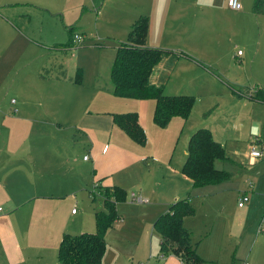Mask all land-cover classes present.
Segmentation results:
<instances>
[{"label":"rangeland","instance_id":"374dc122","mask_svg":"<svg viewBox=\"0 0 264 264\" xmlns=\"http://www.w3.org/2000/svg\"><path fill=\"white\" fill-rule=\"evenodd\" d=\"M253 1L240 0L241 7L233 9L227 5V0H216L214 6H198L194 10L195 6L191 7L186 0H172L173 6L184 7V12L189 11L187 15H183L186 16L184 33L167 36L160 45L148 44L159 42V36L155 33L145 40L147 45L161 48L183 49L181 46H186L192 53L183 50L198 56L200 62L209 65L208 70L217 71L220 76L228 78L233 87L244 91V95L234 91L232 85L221 80L220 76L212 75L206 68L190 60H179L175 64L167 73L168 83L164 87L167 92L185 91L194 94L190 121L183 122L173 117L166 125L159 126L153 121V99L128 100L110 94L115 112L137 111L145 132V141L142 144L133 140L117 126L111 132L108 147L117 145L123 154L136 160L140 170V183L133 185L134 187L123 186L126 190L124 197L113 198L119 217L105 233L106 249L102 264H127L129 259L145 264H186L183 258V262L179 261L173 253H162L160 250L158 233L153 230L152 222L161 211H156L158 206L153 204L150 192L146 194L138 188L143 187L148 191L153 187L161 188L162 174L167 176L173 170L175 174L180 173L188 138L197 124L198 127L210 124L213 127L212 134L220 140L226 154L233 160L229 163L215 160V165L230 171L231 177L191 189L187 193L195 207V214L187 219L186 226L190 232V243H196V252L202 259L200 264H245L246 261L249 264H264V218L259 222L264 209V158L257 159L253 165L249 159L253 144L264 149V104L250 99L254 95L264 96L259 88L264 87V14L253 12ZM138 2L139 0L32 2L33 6L24 11L28 14L24 28L26 35L15 36L12 44L3 47L0 53V72L8 83L7 86H10L5 90L1 108L10 115L16 112L15 117L8 118L5 114L4 121L0 120V125L5 126L3 130L8 132L9 126L14 135L42 131L52 135H74L65 143V148L75 152L74 169L88 167L94 158V153L87 148L91 142L80 131V126L78 128V125H72L71 119L42 123L36 121L38 131H35L34 124H29L20 117L25 116L23 107H28L27 104L33 101L21 96L19 88L26 81L32 86L39 85L40 62L46 60L45 46L34 42V38L46 44H59L54 48L62 49L58 52V58L65 69L57 67L61 73L65 74L66 71L68 75H73L81 68L82 81L86 85L98 80L106 84L110 81L114 41L128 39L127 29L130 25L125 23L126 14L135 11L134 6ZM170 23L180 25L179 22ZM79 25L86 28L84 39L78 43L72 42V45L66 44L70 41L69 27L73 26V37L75 32H80L74 27ZM7 32L0 27V41L11 39ZM176 32L181 34V29ZM193 42L197 47H193ZM238 49L241 50V55L237 54ZM41 81H44L42 77ZM67 96L59 95L62 97L61 102L68 106L70 99ZM90 98L84 101L89 102ZM84 101H74L69 107L71 114L79 116ZM17 104H21L22 108L14 112ZM214 105L213 112L203 118L202 112ZM107 114V111L101 112L102 116ZM79 122L80 125L83 121ZM254 128H258V132H254ZM90 133L94 137L95 132ZM74 140H77V144ZM96 145L95 153L101 150L103 143ZM85 154L90 161L84 162ZM144 156L150 157L149 165L141 164V157ZM98 163L107 167L115 163L111 147L107 158L98 159ZM100 178L96 176L93 181L86 182V185L77 190L70 183L62 185V196L56 204L58 212L46 213L47 227H43L44 232L41 228L35 234L33 232L37 240V233L43 234L40 238L42 242L47 230L48 244L43 253L45 264H58L57 246L62 233L95 230V211L104 209L99 190L105 184L93 188L94 183L99 184ZM244 189L249 193L247 214L237 205L238 192ZM131 193L144 197L147 202L132 201ZM73 208L77 211L76 214H71Z\"/></svg>","mask_w":264,"mask_h":264},{"label":"crops","instance_id":"0c3cea01","mask_svg":"<svg viewBox=\"0 0 264 264\" xmlns=\"http://www.w3.org/2000/svg\"><path fill=\"white\" fill-rule=\"evenodd\" d=\"M39 1L40 0H0V27L7 30V36L11 38L9 40L0 41V53L3 47L12 44L15 36L26 35L24 28L26 26L28 14L24 11L29 6H33L32 2L39 3ZM171 1L172 0H139L138 4L134 6L135 11L128 12L126 14L127 19L125 23L131 27L132 23L138 18V16L146 15V13H148V16L146 15L148 18V32L146 39H148L149 35H154V33L156 36H159V42H148L150 45H160L159 43H163L164 38L167 39V36L182 35L185 31L184 19L186 18V16L184 17L183 15H187L189 11L184 12V7L181 8L173 6ZM186 1L190 3L191 7L195 6L194 10H197L198 6H214L216 2V0H212V4L209 5L208 3H198L197 0ZM170 22H179L180 25L174 26L171 25ZM74 27L77 28L76 31L83 32L84 36L86 35V28L83 25ZM130 27H128L127 33L129 32ZM177 29H181V34L176 32ZM34 40V42L45 46L47 50L46 60L44 59L40 62L39 85L32 86L28 81H26L25 84L19 88L21 96L28 100L32 99L33 101L27 104L28 107H23L25 110V116L20 117H23L29 122V124L34 125L36 121H41L42 123V121L47 122L51 120L60 121L62 119H71L73 121L72 125L76 124L78 125V128L80 126V131H82L83 135L88 137L90 140L91 143L87 148L89 152L92 151L94 153V158L92 159L91 157V164L88 165V167L74 169V162L76 159V156L74 155L75 152L65 148V143L68 142V138L71 136L73 137L74 135L67 136L60 133L52 135L46 131L36 132L34 134L31 132L29 135H25L26 133L14 135V133L9 130V126L7 132L6 130H3L5 126L3 124L0 125V206L2 207L0 210V264H45L43 261V253L48 244L47 230H45L44 241L42 242L40 238L43 234L37 233V240L33 236V232L35 234L36 230L39 228H41L44 232L43 227H47L45 224L46 213L58 212L56 204L58 202V198L62 196L60 194V189L63 184L70 183L71 185H74L77 190L82 185H86V182L88 183L93 181L96 176L101 177L98 185L105 184V186H110L107 185V183H112L123 188V186L134 187L135 184L140 183V170L138 169V165L135 163L136 160H131L128 154H123L117 145L112 144L108 147L111 132L113 131L114 126H117L113 122L112 115V113L116 110H113V104L110 98V94H113L111 81L106 84H102L98 80L90 82L89 85H86L83 81L75 82L73 80L75 73L73 75H68L65 71V74H63L57 69V67H63L58 58V52L62 49L54 48V46L59 44H46L36 38H34ZM117 42L114 41L113 44L114 52ZM192 44L193 47H197L194 45V42ZM181 47L191 52V50L186 46ZM166 49H169V51L165 52L166 54L163 53L165 55L161 59V62L154 66L150 77L154 84L162 85L163 89L168 83L169 74L167 73L175 67V64L179 60H190L191 62H195L196 64L206 68V71L212 75H215L216 77L220 76L217 71L208 70L207 67L209 65L200 62L201 59L197 58L198 56L191 54L192 52L189 54L183 49ZM183 52L189 54L190 57L185 56ZM23 64H25V62ZM23 64L21 66H23ZM51 68H56L57 70H53ZM64 69L65 68L63 67V70ZM41 77L44 81H41ZM220 77L221 80L226 81L230 86L232 85V82L228 78L223 76ZM7 85L8 83L0 72L1 121H4V115L7 114L1 108L4 101V95L6 93L5 90L10 87ZM26 86H31L32 88ZM231 87L234 91H238L240 94L244 95V91H241V89H237L233 87V85ZM165 92L169 94H176L175 92ZM247 92H245L246 95ZM178 93L191 92L182 91ZM61 94L68 95L67 97L70 99V104L68 106L61 102L62 97H59ZM84 95H86V97H83ZM88 97H91L90 101H84ZM122 98L128 100L147 99ZM250 99L256 103L264 104V102L257 101L254 98ZM80 100L84 101V103L81 104V113L79 116H75L74 114H71L69 107L74 101L78 103ZM90 106L93 108L89 109ZM154 106L155 100L153 109ZM21 108V104H17L14 108V112ZM214 108L215 105L211 106L208 108L211 109V111L206 115L203 114L208 110L207 109L202 112L201 116L203 118L208 117L213 112ZM102 111H107V116H102ZM44 113L47 114V116H42ZM14 114H7L8 118L15 117ZM176 118L183 122H187L191 120V114L186 120L179 117ZM80 120L83 122L79 125ZM194 121L196 123L198 122L195 119ZM209 125L203 126L209 127L212 131L213 127ZM198 126L199 124H197L192 131H194ZM117 127L122 130L119 126ZM34 130L38 131L36 125L34 126ZM57 130H60V128L57 127ZM90 131L95 132L93 134L94 137ZM122 131L125 132L124 130ZM74 142L77 144V140H74ZM101 143H103L101 150L95 153V145L97 144L96 146H99ZM33 144H35V146H33ZM110 147L113 151L115 163L109 167H107V165L99 164L98 159L103 157L107 158ZM186 153L187 146L185 149V156ZM185 156L182 158L183 160L181 161V166ZM141 158V164L146 163V165H149V156ZM249 159L251 160V158ZM83 160H85L84 162L90 161L89 157L83 158ZM65 166L67 168H65ZM181 166L180 173L175 174V170H173V173L167 174V176L162 174L163 179L161 188L153 187L150 188L149 191L148 189H143V187L138 188L140 192H144L146 194L150 192L154 200L153 204L158 206L156 211L163 212L166 210L168 204L174 199L189 197V194L187 195V193L190 192L191 189L201 187L192 185L191 179L181 172ZM244 190L248 191L247 189ZM240 192L241 191H239L238 194ZM247 204L240 207L245 214H247L249 209ZM161 212L158 213L160 214ZM76 213V210L72 211L71 209V214ZM193 215L184 217L183 222L185 226L187 219ZM175 256L179 261H182L179 256ZM58 264H60L59 261Z\"/></svg>","mask_w":264,"mask_h":264},{"label":"trees","instance_id":"16d2710c","mask_svg":"<svg viewBox=\"0 0 264 264\" xmlns=\"http://www.w3.org/2000/svg\"><path fill=\"white\" fill-rule=\"evenodd\" d=\"M252 10L255 14H264V0H254ZM70 41L72 45V31ZM148 32V18L140 15L132 23L128 39L117 42L110 66L112 93L127 98H153V121L159 126L166 125L173 117L186 120L194 105L191 93H166L162 85L154 84L150 77L154 66L163 53L169 49L149 46L145 43ZM61 44V46H66ZM185 56L189 54L183 52ZM75 82L82 81L81 68L73 76ZM264 93V87H259ZM257 101L264 102V96L254 95ZM208 109L203 114H208ZM113 122L124 130L132 139L144 143L145 132L140 125L137 111L114 112ZM261 158H264V155ZM224 163L233 161L217 140L209 127L200 126L189 136L187 153L181 172L188 176L193 186L217 183L231 177V172L215 165V160ZM259 159V158H258ZM255 163L257 159L254 160ZM252 163L251 164H255ZM236 164V162H235ZM101 187L98 185V188ZM104 209L95 211L96 228L93 231H81L71 234L64 232L60 238L57 257L60 264H102L106 249L105 233L119 217L114 199L124 197L126 190L118 185L100 188ZM195 214V207L189 197H180L171 201L166 210L156 216L152 228L159 234V246L162 253L171 252L183 258L186 264H200L201 257L196 252V243L191 245L190 232L184 225L185 216ZM264 209L260 216L261 222Z\"/></svg>","mask_w":264,"mask_h":264},{"label":"built area","instance_id":"2783aa9c","mask_svg":"<svg viewBox=\"0 0 264 264\" xmlns=\"http://www.w3.org/2000/svg\"><path fill=\"white\" fill-rule=\"evenodd\" d=\"M227 5L233 9H239L241 7V3L240 0H227ZM84 39V35L81 32H75L73 34L72 37V42L73 43H78L80 41H82ZM237 54H241V50H237ZM249 156L251 158V162L255 159H258L260 157H262L264 155V149L263 147H258L255 144H253L251 146L250 152H249ZM84 158H88L87 155H84ZM94 187L98 188V184L94 183ZM100 191V190H99ZM131 200L134 202H144L147 201V199H145L144 197L140 196V195H136L134 193H131L130 195ZM249 201V193L246 190H243L239 193V197H238V201H237V205L239 207H243L245 206ZM1 206H0V210H1ZM72 211H75V209L73 208ZM264 218V215L262 217V219ZM127 264H145L143 262L140 261H134L132 259H129ZM245 264H249L247 261L245 262Z\"/></svg>","mask_w":264,"mask_h":264},{"label":"clouds","instance_id":"9594fccd","mask_svg":"<svg viewBox=\"0 0 264 264\" xmlns=\"http://www.w3.org/2000/svg\"><path fill=\"white\" fill-rule=\"evenodd\" d=\"M198 3H208L209 5L212 4V0H197ZM254 132H258V128H254L253 129ZM252 163H255V161L253 160Z\"/></svg>","mask_w":264,"mask_h":264}]
</instances>
